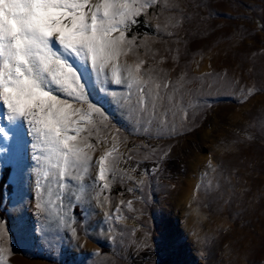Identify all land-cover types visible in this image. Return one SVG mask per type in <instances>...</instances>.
Returning <instances> with one entry per match:
<instances>
[{
    "label": "rangeland",
    "instance_id": "obj_1",
    "mask_svg": "<svg viewBox=\"0 0 264 264\" xmlns=\"http://www.w3.org/2000/svg\"><path fill=\"white\" fill-rule=\"evenodd\" d=\"M126 2L148 6L120 26L121 85L53 46L99 109L70 100L90 159L61 178L0 102V264H264V0Z\"/></svg>",
    "mask_w": 264,
    "mask_h": 264
},
{
    "label": "snow or ice",
    "instance_id": "obj_2",
    "mask_svg": "<svg viewBox=\"0 0 264 264\" xmlns=\"http://www.w3.org/2000/svg\"><path fill=\"white\" fill-rule=\"evenodd\" d=\"M147 6L135 7L126 0H0V102L7 109V119L23 117L29 135L47 146V159L51 163L55 158L52 166L60 169L61 178L70 167L90 159L81 143L92 148L80 135L82 110L70 100L88 104L91 111L99 109L89 102L78 71L53 46L86 60L100 82L105 69L113 67V83L121 85L113 63L127 43L120 26ZM136 69L139 72L140 64ZM48 81L63 97L47 88ZM147 103V95L142 94V110ZM0 136L8 139L9 133L0 129ZM32 147L36 150L38 145ZM105 170V156H101L100 181L105 180ZM36 207L41 209L39 203ZM4 260L0 256V262Z\"/></svg>",
    "mask_w": 264,
    "mask_h": 264
},
{
    "label": "trees",
    "instance_id": "obj_3",
    "mask_svg": "<svg viewBox=\"0 0 264 264\" xmlns=\"http://www.w3.org/2000/svg\"><path fill=\"white\" fill-rule=\"evenodd\" d=\"M140 25L143 26L144 28L148 29V24L143 23L140 18H137L132 23V27H138ZM8 172H9V168L8 167H3L2 173H1V177H0V206H1V201H2V187L6 183V180H7V177H8ZM0 214L3 215L4 213H2V211L0 210Z\"/></svg>",
    "mask_w": 264,
    "mask_h": 264
},
{
    "label": "bare ground",
    "instance_id": "obj_4",
    "mask_svg": "<svg viewBox=\"0 0 264 264\" xmlns=\"http://www.w3.org/2000/svg\"><path fill=\"white\" fill-rule=\"evenodd\" d=\"M170 110H171V109H170ZM170 110H169V111H170ZM144 115H145V114H144ZM157 115H158V114H157Z\"/></svg>",
    "mask_w": 264,
    "mask_h": 264
}]
</instances>
